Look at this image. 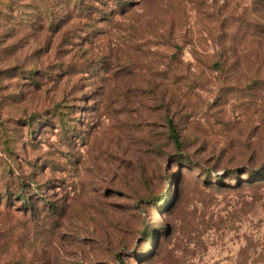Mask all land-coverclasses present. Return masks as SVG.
Returning a JSON list of instances; mask_svg holds the SVG:
<instances>
[{"label":"rangeland","instance_id":"obj_1","mask_svg":"<svg viewBox=\"0 0 264 264\" xmlns=\"http://www.w3.org/2000/svg\"><path fill=\"white\" fill-rule=\"evenodd\" d=\"M21 2L28 24L0 0V264L264 262V199L208 225L264 168V0Z\"/></svg>","mask_w":264,"mask_h":264},{"label":"trees","instance_id":"obj_2","mask_svg":"<svg viewBox=\"0 0 264 264\" xmlns=\"http://www.w3.org/2000/svg\"><path fill=\"white\" fill-rule=\"evenodd\" d=\"M22 0H6V3L2 6L3 10L6 11H10V12H16L13 14V18L15 19L17 22H23V23H29V19L27 18V13L28 11H32L31 7H34L33 2L28 3L29 5V9L28 8H24L27 7L26 4H24L23 2H21ZM119 7L122 9L125 5V2H118ZM116 6V4H115ZM20 8V9H19ZM122 13H124V9L121 10ZM115 12L113 10H111L110 14H105L104 16V21L107 20H111L112 15ZM89 20H92V16H89ZM58 27L55 28V33L58 32ZM8 35V33L6 34ZM54 40L51 41L50 45H53ZM220 64H216L217 68H220ZM32 75H36L34 72H31ZM168 133H169V139L171 140V142L173 143L175 149L177 152L181 153L182 152V141L180 139V136L178 134V132L176 131L173 123L171 121H169L168 123ZM264 173V168H262L260 170V173L258 175L259 178H253L250 182H248V184H246V186H241L238 187L242 190H247L249 192L248 197L244 198L243 203L241 204L240 209H238L237 207L234 208V210L230 213H228V215L225 217L226 219L223 218H219L218 222L217 221H213L214 214L211 216V219L208 223L209 227L212 229H216V230H220V229H226L228 227L229 224H235L238 221L242 220L243 217H246L249 213L252 212L253 208L256 206V204L264 199L263 194L261 193V190L264 189V176H262V174ZM256 174L253 173V177ZM223 177L219 176L218 177V188H225V184L223 182ZM165 199V195H161L159 203H162ZM167 204H169V206L173 207V201H169ZM233 209V207H232ZM247 247L242 249L240 251V257H243L244 261H245V256L246 254L251 251L252 249L254 251H256V247L257 246H253V242L251 241H247ZM261 254L259 253L260 257ZM236 264H264V262H236Z\"/></svg>","mask_w":264,"mask_h":264}]
</instances>
